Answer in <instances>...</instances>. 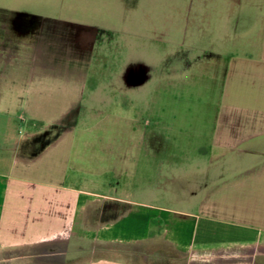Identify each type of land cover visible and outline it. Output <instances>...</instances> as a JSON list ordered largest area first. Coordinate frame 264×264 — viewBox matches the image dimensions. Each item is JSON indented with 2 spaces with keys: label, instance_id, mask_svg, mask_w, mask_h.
I'll use <instances>...</instances> for the list:
<instances>
[{
  "label": "crops",
  "instance_id": "0c3cea01",
  "mask_svg": "<svg viewBox=\"0 0 264 264\" xmlns=\"http://www.w3.org/2000/svg\"><path fill=\"white\" fill-rule=\"evenodd\" d=\"M184 4L182 44L200 28L210 38L203 63L226 65L264 101V0ZM28 21H15L16 44L4 30L12 20H0V65L13 70L8 81L0 72V264H264V109L224 115L210 152L196 149L194 166L204 155L205 169L161 190L160 170L148 174L142 155L160 152V127L169 134L176 115L143 121L125 112L115 122L109 111L100 128L118 124L113 141L80 123L83 103L119 102L92 86L94 70L109 71L107 86L138 88L148 69L113 71L108 52L97 58L96 33L59 15ZM95 111L87 106L83 120ZM147 189L150 201L135 197Z\"/></svg>",
  "mask_w": 264,
  "mask_h": 264
},
{
  "label": "rangeland",
  "instance_id": "374dc122",
  "mask_svg": "<svg viewBox=\"0 0 264 264\" xmlns=\"http://www.w3.org/2000/svg\"><path fill=\"white\" fill-rule=\"evenodd\" d=\"M45 2L49 6L44 5ZM184 5V0H0V20L2 16L12 20L4 22L5 35L8 40L16 39V44H20V38L17 39L16 34L20 32L18 28L22 24L15 22L16 20H27L23 24L27 25L29 17L47 19L59 15L78 27H86L90 32L96 33L97 58L108 52L106 57L111 61L108 67L113 71L118 72L129 65H133L138 72L148 69L150 81L138 88L123 87L120 83L107 86L109 71L100 75L99 70H94L90 82L92 86H96L100 92L106 89V93H110L112 99H119V102L83 103L84 114L80 123L84 125L83 123L88 122L92 129L95 128L96 135L103 136L106 141H113L119 140V129H115L118 124L113 123L111 129L104 134L100 128L104 127L101 118L109 111L115 122L125 112L129 116H135L138 112L143 121H155L158 112L169 115L168 119L171 120V116L176 115L174 128L169 134L163 133L160 127V152L152 156L151 150H144L142 155L148 174H151V170L154 174L156 169L160 170L158 184L161 190L181 189L184 181L179 176L194 175L205 169L207 156L204 155L200 156L202 165L199 168L194 166L199 161L195 159V154H200L196 149L203 148L210 152L215 139V127L227 119L224 115L229 116L235 110L247 108L264 109V101L253 97L255 92L251 81L232 78L231 69H227L226 65L221 67L219 63H203L201 59L204 55L200 51L205 47L209 48L210 38L200 28L196 30L192 27L188 45L182 44ZM35 24H39V21ZM5 35L0 30V38ZM6 43L9 45V42ZM185 49L189 53H185ZM98 66L95 65L97 68ZM0 72L1 78L7 79L6 81L13 74L10 65H0ZM20 77H24V71ZM87 106L94 107L96 113L93 118L83 120ZM100 111L102 112L99 113ZM128 137L130 138L129 133ZM151 161H154L153 166ZM168 161L170 167L166 165ZM223 163H230V157L224 159ZM173 176L178 180L175 181V187L168 182ZM228 176L230 171L224 174V177ZM142 184L144 188L151 185L147 182ZM153 184L157 185L155 181ZM96 185L102 190L108 187V184L104 186V183L99 182ZM134 185L133 182L128 183L130 194L135 191ZM148 190L142 195L140 191L137 192L135 197L150 201L151 197L146 195ZM158 203L168 205V201L163 199H159ZM97 218H100V214H97Z\"/></svg>",
  "mask_w": 264,
  "mask_h": 264
},
{
  "label": "trees",
  "instance_id": "16d2710c",
  "mask_svg": "<svg viewBox=\"0 0 264 264\" xmlns=\"http://www.w3.org/2000/svg\"><path fill=\"white\" fill-rule=\"evenodd\" d=\"M50 3H53V1L50 2ZM44 5H46V6L48 5L49 6V3L48 2H45ZM51 5H53V4H51Z\"/></svg>",
  "mask_w": 264,
  "mask_h": 264
}]
</instances>
